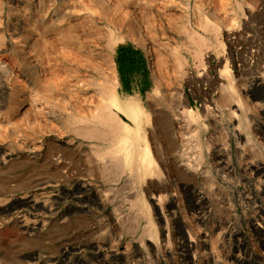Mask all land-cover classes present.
I'll list each match as a JSON object with an SVG mask.
<instances>
[{"label": "rangeland", "instance_id": "1", "mask_svg": "<svg viewBox=\"0 0 264 264\" xmlns=\"http://www.w3.org/2000/svg\"><path fill=\"white\" fill-rule=\"evenodd\" d=\"M20 1H0V264H264V0Z\"/></svg>", "mask_w": 264, "mask_h": 264}, {"label": "bare ground", "instance_id": "2", "mask_svg": "<svg viewBox=\"0 0 264 264\" xmlns=\"http://www.w3.org/2000/svg\"><path fill=\"white\" fill-rule=\"evenodd\" d=\"M0 1H1V0H0ZM11 1H12V0H11ZM13 1H14V0H13ZM17 1H18V0H17ZM19 1H20V0H19ZM36 1H37V0H32L31 2H33V4H35ZM51 1H52V0H51ZM93 1H94V0H92V2H93ZM20 2H21V1H20ZM31 2H30V4H31ZM38 2H39V0H38ZM53 2H54V1H53ZM16 3H17V2H16ZM42 3H44V2H42ZM84 3H85V2H84ZM38 4H39V3H38ZM48 4H50V3H48ZM52 4H53V3H52ZM55 4H56V3H55ZM42 5H43V4H42ZM50 5H51V4H50ZM50 5H49V6H50ZM80 5H81V4H80ZM98 5H99V3H98ZM0 6H1V5H0ZM2 6H3V5H2ZM51 6H52V5H51ZM53 6H54V4H53ZM81 6H82V5H81ZM93 6H94V5H93ZM32 7H33V6H32ZM43 7H45V6H43ZM47 7H48V6H47ZM86 7H87V6H86ZM0 8H1V7H0ZM37 8H38V7H37ZM40 8H42L41 5H40V7H39V9H38L39 11H40ZM52 8H53V7H52ZM80 8H81V7H80ZM34 9H35V8H34ZM34 9H33V10H34ZM42 9H44V8H42ZM46 9H47V10H46L45 12H43V13H45V15H42L41 18H40L41 21H42V23H46L47 21H48V23H50L51 21L53 22L54 20H58V18L60 17L59 11H58V13H57L56 10H55V9H51V7H50V8H46ZM89 9H90V8H89ZM64 10H65V9H64ZM80 10H81V9H80ZM10 11H11V10H10ZM36 11H37V9H36ZM41 11H42V10H41ZM6 12H7V11H6ZM29 12H30V11H29ZM37 12H38V11H37ZM60 12H61V11H60ZM65 12H66V10H65ZM67 12H68V11H67ZM11 13H12V12H11ZM25 13H26V12H25ZM32 13H33V12H32ZM23 14H24V12H23ZM36 14H37V13H36ZM58 14H59V16H58ZM62 14H63V13H62ZM14 15H15V13H14ZM26 15H28V13H27ZM5 16H6V15H5ZM18 16H19V15H18ZM37 16H38V14H37ZM61 16H62V15H61ZM2 17H3V12L1 11V12H0V19H2ZM28 17H30V16L28 15ZM34 17H36V16L34 15ZM66 17H67V16H66ZM84 17H85V16H84ZM20 18H21V17H20ZM23 18H26V17H23ZM23 18H22V19H23ZM38 18H39V16H38ZM60 18H61V17H60ZM79 18H80V17H79ZM36 19H37V18H36ZM82 19H83V18H82ZM28 20H30V19H28ZM62 20H63V19H62ZM31 21H34V20H31ZM39 21H40V20H39ZM58 21H59V20H58ZM60 21H61V19H60ZM1 22H2V21H1ZM3 22H4V21H3ZM22 22H23V21H22ZM24 22H25V19H24ZM28 22H29V21H28ZM62 22H63V21H62ZM62 22H61V23H62ZM30 23H31V22H29V24H30ZM54 23H55V21H54ZM56 23H57V22H56ZM58 23H59V22H58ZM58 23H57V24H58ZM23 24H24V23H23ZM29 24H28V25H29ZM37 24H38V22H37ZM40 24H41V22H40ZM40 24H39V25H40ZM51 24H53V23H51ZM21 25H22V24H21ZM31 25H32V24H31ZM35 25H36V24H35ZM46 25H47V23H46ZM59 25H60V24H59ZM36 26H38V25H36ZM36 26H35V27H36ZM50 26H51V25H50ZM61 27H62V25H61ZM31 28H32V26H31ZM31 28H29V29H31ZM39 28H40V27H39ZM0 29H1V28H0ZM27 29H28V28H27ZM33 29H34V27H33ZM33 29H31V31H32ZM35 29H36V28H35ZM43 29H44V28H43ZM49 29H50V28H49ZM70 29H71V28H70ZM81 29H83V27H82ZM23 30H25V29H23ZM47 30H48V28H47ZM51 30H52V29H51ZM51 30H50V31H51ZM1 31H2V30H1ZM26 31H27V30H26ZM33 31H34V33H35L36 30H33ZM38 31H39V30H38ZM63 31H64V30H63ZM28 32L30 33L29 30H28ZM40 32H41V31H40ZM42 32H43V30H42ZM54 32H56V34H57V32H58V35H59V34L62 35V34L64 33V32H62V29H58V27H57V30H55ZM67 32H68V30H67ZM67 32L64 33V34H67V35H68L69 32H68V33H67ZM0 33H1V32H0ZM52 33H53V31H52ZM1 34H2V33H1ZM64 34H63V35H64ZM2 35H3V34H2ZM28 35H30V37L32 36V34H28ZM33 35H34V34H33ZM47 35H49V32H45V34L43 33V36H46V37H47ZM58 35H56L55 40H56V38H57ZM72 35H73V33H72ZM26 36H27V35H26ZM40 36H41V35H40ZM40 36H39V34H36L35 37L37 38V37H40ZM50 36L52 37L53 35H50ZM54 36H55V35H54ZM28 37H29V36H28ZM33 37H34V36H33ZM48 37H49V36H48ZM51 37H50V38H51ZM65 37H66V36H65ZM12 38H13V37H12ZM36 38H34V39H35L36 41H38V39H40L41 37H40V38H37V39H36ZM52 38H53V37H52ZM68 38H69V37H68ZM72 38H73V37H72ZM47 39H48V38H47ZM76 39H77V38H76ZM4 40H6V39H4ZM26 40H27V39H26ZM43 40H44V39H43ZM45 40H46V38H45ZM45 40H44V41H45ZM58 40H59L58 42H59V44H60V46H61V48H62V50H63L62 53H61V54H63V56H64V54H65L64 52L67 51V50H70V52H71V50L74 51L75 48H77V50H78V48L81 49V47H78V46H80V45H78V46H76V47H73L74 44H76V43H73V46H69V45L66 44L64 41H62V39L60 40V39L58 38ZM6 41H7V40H6ZM21 41H22V40H21ZM41 41H42V39H41ZM44 41H43V42H44ZM51 41H52V40H51ZM73 41H74V39H73ZM2 42H3V45H5L6 43H8V42H10V41L6 42L5 44H4V41H3V40H2ZM12 42H15V40L13 39ZM17 42H20V40L17 41ZM24 42L26 43L25 40H24ZM47 42H48V41H47ZM78 42H79V41H78ZM80 42H81V40H80ZM28 43H29V42H28ZM52 43H53V42H52ZM68 43H69V42H68ZM10 44H11V43H10ZM14 44H15V43H14ZM18 44H19V43H18ZM18 44L16 43L17 46H15V47L20 48V50H21V48H22V49H24V50L27 52V49H28V48H27V46H25V45H27V43H26L24 46H20L22 43H21L20 45H18ZM29 44H31V43H29ZM37 44H38V42H37ZM43 44H45V42H44ZM78 44H79V43H78ZM82 44H83V43H82ZM8 45H9V43H8ZM22 45H23V44H22ZM6 46H7V45H6ZM9 46L11 47V45H9ZM56 46H57V45H56ZM83 46H84V45H83ZM96 46H97V45H96ZM0 47L2 48V45H0ZM28 47H29V45H28ZM53 47H54V46H53ZM53 47H52V48H53ZM3 48H5V46H3ZM3 48H2V49H3ZM13 48H14V46H13ZM43 48H44V47H43ZM45 48H46V47H45ZM54 48H55V47H54ZM57 48H58V47H57ZM83 48H84V47H83ZM0 50H1V49H0ZM36 50H37V49H36ZM47 50H48V49H47ZM47 50H46V51H47ZM55 50L58 51L57 49H55ZM98 50H99V49H98ZM109 50H110V52H112V47H111V46H110ZM2 51H3V50H2ZM16 51H18V50H16ZM25 51H24L23 54H25ZM28 51H29V50H28ZM43 51H44V50H43ZM75 51H76V50H75ZM84 51H85V50H84ZM91 51H92V50H91ZM107 51H108V50H107ZM22 52H23V51H22ZM22 52H21V53H22ZM31 52H32V50H31ZM87 52H88V51L86 50V54H87ZM17 53H18V52H17ZM29 53H30V51L27 52L26 55H24V58H25V59L22 60L21 58H19L20 60H22V64H21V66H20V68L22 69V71H25V68H26L27 65H28V66H31V64H34L33 62L35 61V55L33 56V55L29 54ZM33 53H34V52H33ZM40 53H41V52H40ZM46 53H48V51H47ZM51 53H52V52H51ZM71 53H72L73 56H74V52H71ZM77 53H80L79 57H80L81 61H83V60L88 61V60L90 59V57H91V58H94V57H98V55H99V54H97L96 52H92L93 54H90V55L87 54V56H84L85 52L83 53V52L80 51V52H77ZM88 53H89V52H88ZM98 53H99V52H98ZM35 54H36V53H35ZM37 54H38V53H37ZM48 54H49V53H48ZM86 54H85V55H86ZM18 55H19V53H18ZM46 55H47V54H46ZM77 55H78V54H77ZM109 55H110V54H109ZM21 56H22V54H21ZM36 56H38V55H36ZM44 56H45V55H44ZM48 56H49V55H48ZM48 56H47V57H48ZM51 56H52V54H51ZM66 56H67V55H66ZM71 56H72V55H71ZM75 56H76V53H75ZM102 56H105V55H102ZM102 56H101V57H102ZM39 57H40V56H39ZM59 57H60V55H59ZM107 57H108V55H107ZM40 58H41V57H40ZM51 58H52V57H51ZM55 58H56V57H55ZM57 58H58V57H57ZM62 58H63V57H62ZM67 58H69V57H67ZM88 58H89V59H88ZM15 59L17 60V58H15ZM19 59H18V60H19ZM26 59H27V61H25ZM46 59H48V58H46ZM76 59H78V56L76 57ZM76 59H75V60H76ZM87 59H88V60H87ZM94 59H95V58H94ZM103 59H104V58H103ZM56 60H57V59H56ZM62 60H64L63 62L66 63V57H65L64 59H61V64H64V63L62 62ZM67 60H68V59H67ZM71 60H72V59H71ZM75 60H74V61H75ZM108 60H109V59H108ZM11 61H14V60H11ZM42 61H43V60H42ZM52 61H53V60H52ZM77 61H78V63H81V62L79 61V59H78ZM89 61H90V60H89ZM100 61H101V60H100ZM100 61H99V62H100ZM14 62L17 63L16 61H14ZM14 62H12V63L14 64ZM49 62H50V61H49ZM54 62H55V61H54ZM71 62H72V61H71ZM92 62H93V61H91V64H94V63H92ZM107 62H108V61H107ZM109 62H110V61H109ZM109 62H108V66H109V67H108V70H110V73H111V72H113V71H112V68H111V66H110L111 64H109ZM0 63H2V62H0ZM42 63H43V62H42ZM42 63H41V64H42ZM56 63H57V62H56ZM56 63H55V64H56ZM73 63H74V62H73ZM83 63H84V62H83ZM85 63H90V62H85ZM85 63H84V64H85ZM5 64H6V63H5ZM17 64H20V63L18 62ZM29 64H30V65H29ZM70 64H71V63H70ZM44 65H45V64H44ZM47 65H48V64H47ZM59 65H60V63H59ZM79 65H80V67L82 66L81 64H79ZM85 65H86V64H85ZM85 65H84V66H85ZM10 66H11V65H10ZM10 66L8 67L9 69H11ZM35 66H36V64H35ZM50 66H51V65H50ZM84 66H83V67H84ZM98 66H99V65H98ZM3 67H7V66L4 65ZM13 67H14V66H13ZM45 67H46V65H45ZM62 67H63V66H62ZM87 67H88V66H87ZM89 67H90V66H89ZM15 68H16V67H15ZM91 68H92V66H91ZM48 69H49V68H48ZM62 69H63V68H62ZM4 70H5V69H4ZM4 70H3V72H4ZM12 70H13V69H12ZM17 70H18V68H17ZM19 70H20V69H19ZM26 70H27V69H26ZM64 70H65V69H64ZM69 70H70V68H69ZM69 70H68V71H69ZM73 70H75V69H73ZM90 70H91V69H90ZM105 70H106V69H105ZM8 71H9V70H8ZM38 71H39V70H38ZM103 71H104V70H103ZM103 71H102V72H103ZM26 72H27V71H26ZM51 72H52V71H51ZM84 72H85V71H84ZM98 72H99V71H98ZM107 72H109V71H107ZM45 73H46V72H45ZM45 73H44V74H45ZM47 73H48V72H47ZM54 73H55V71H54ZM64 73L66 74V72H64ZM81 73H82V72H81ZM99 73H100V72H99ZM110 73H109V75L106 73L107 77H105V80L107 81V85L105 84V85H106V86H105V90H106V92H107V95H106L105 98H104V97H103V98H104V101L107 103V104H104V105H107V106H108V107L106 106L107 108H112V109H114V108H115V105H116L115 102H114V101H115V92H114V89H113L114 86H112V80H111V77H112V76H110ZM25 74H26V73H25ZM102 74H103V73H102ZM112 74H113V73H112ZM57 75H58V74H57ZM25 76H26V75H25ZM28 76H29V75H28ZM44 76H45V75H44ZM46 76H47V74H46ZM46 76H45V77H46ZM53 76H54V75H53ZM55 76H56V75H55ZM55 76H54V77H55ZM63 77H64V76H63ZM65 77H66V76H65ZM21 78H22V77H21ZM40 78H41V77H40ZM51 78H52V77L49 78V77L47 76V77H46L47 82H48L49 79H51ZM98 78H99V77H98ZM34 79H36V78H34ZM55 79H56V78H55ZM60 79L62 80V78H60ZM2 80H3V79H2ZM36 80H37V79H36ZM44 80H45V79H44ZM82 80H83V79H82ZM82 80H81V81H82ZM41 81H42V78H41ZM79 81H80V80H79ZM42 82H43V81H42ZM52 82H53V81H52ZM82 82H83V81H82ZM82 82H81V85L83 84ZM2 83H3V81H2ZM36 83H37V81H36ZM43 83H44V82H43ZM54 83H55V82H54ZM58 83H59V81H58ZM62 83H63V82H62ZM79 83H80V82H79ZM85 83H86V80H85V82H84L83 85H85ZM257 83H259V82H257ZM18 84H19V83H18ZM24 85H26V84L24 83ZM48 85H49V84H48ZM50 85H51V84H50ZM50 85H49V86H50ZM52 85H53V84H52ZM77 85H78V83H77ZM83 85H82V86H83ZM87 85H88V83H87ZM87 85H85V86L87 87ZM43 86H44V85H43ZM55 86H58V85H55ZM85 86H84V87H85ZM98 86H99V85H98ZM1 87H2V85L0 84V93H1V89H2ZM26 87H27V91L24 90V92L26 91L25 93L28 92V93H30V95H31L32 93H34V95L37 97V93H36L37 91H36V89L34 90L35 85H33V84H32V85H31V84H27ZM59 87H60V86H59ZM78 87H79V86H78ZM89 87H92V85L89 86ZM7 88H8V87H7ZM13 88H14V87H13ZM18 88H19V87H18ZM37 88H38V87H37ZM54 88H55V87H54ZM24 89H26V88H24ZM40 89H41V88H40ZM40 89H38V91H39ZM60 89H61V88H60ZM84 89H85V88H84ZM87 89H88V87H87ZM92 89H93V88H92ZM99 89H100V88H99ZM101 89H102V88H101ZM46 90H47V93H48V92H49V91H48V88H47ZM49 90H50V89H49ZM58 90H59V88H58ZM79 90H80V89H79ZM88 90H89V89H88ZM35 91H36V92H35ZM43 91H44V90H43ZM52 91H53V90H52ZM81 91H82V90H81ZM98 91H100V90H98ZM24 92H23V94H24ZM41 92H42V91H41ZM50 92H51V91H50ZM62 92H63V91H62ZM92 92L94 93L95 91L93 90ZM96 92H97V91H96ZM96 92H95V94H97ZM2 93H3V92H2ZM21 93H22V92H21ZM87 93H88V92H87ZM51 94H52V93H51ZM14 95H15V94H14ZM28 95H29V94H28ZM32 95H33V94H32ZM18 96H20V95H18ZM24 96H26V95H24ZM45 96H46V94H45ZM49 96H50V94H49ZM49 96H48V97H49ZM54 96H56V95H54ZM96 96H98V95H94L95 98H96ZM8 97H9V96H8ZM32 97H33V96H31V98H32ZM38 97H39V96H38ZM40 97L42 98L43 96H40ZM92 97H93V96H92ZM99 97H100V96H99ZM5 98H6V97H5ZM13 98H14V97H13ZM27 98H28V97H27ZM34 98H35V97H34ZM34 98H33V99H34ZM41 98H40V99H41ZM60 98H61V97H60ZM24 99H26V98H24ZM29 99H30V98H29ZM33 99H31V100H33ZM37 99H39V98H37ZM40 99H39V100H40ZM48 99H49V98H48ZM96 99H97V98H96ZM18 100H19V99H18ZM31 100H30V101H31ZM35 100H36V98H35L33 101L35 102ZM55 100H56V99H55ZM60 100H61V99H59V101H60ZM62 100H63V99H62ZM97 100H98V99H97ZM97 100H96V101H97ZM101 100H102V99H101ZM101 100H100V101H101ZM14 101H15V100H14ZM19 101H21V99H20ZM19 101H18V102H19ZM40 101H41V100H40ZM93 101H94V100H92V101H90V102H93ZM102 101H103V100H102ZM0 102H1V101H0ZM9 102H10V101H9ZM36 102H37V100H36ZM64 102H65V101H64ZM97 102H98V101H97ZM25 103H26V102H25ZM28 103H29V102H28ZM85 103H86V101H85ZM93 103H94V102H93ZM95 103H96V102H95ZM98 103H99V102H98ZM101 103L103 104V102H101ZM0 104H1V103H0ZM36 104H37V103H36ZM36 104H35V105H36ZM39 104H40V103H39ZM45 104H46V103H45ZM53 104H54V103H53ZM62 104H63V103H62ZM30 105H32V104H30ZM60 105H61V104H60ZM83 105H84V104H83ZM90 105H91V104H90ZM90 105H88L89 108L91 107ZM92 105H93V104H92ZM96 105H97V104H96ZM11 106H12V105H11ZM56 106H57V104H56ZM58 106H59V105H58ZM116 106H117V105H116ZM0 107H1V105H0ZM32 107H33V106H32ZM41 107H42V106H41ZM61 107H62V105H61ZM95 107H96V106H94V109H95ZM119 107H120V109H123V110H125L126 112L130 113V115H131V119L134 120V115L136 114V108H134L133 104H131V103L120 104ZM38 108H39V107H38ZM86 108H88V107H86ZM96 108H97V107H96ZM49 109H50V108H49ZM90 109H91V108H90ZM105 109H106V108H105ZM52 110H53V109H52ZM88 111H89V110H88ZM95 111H97V110H95ZM105 111H106V110H105ZM91 112H92V111H91ZM50 114H51V113H50ZM45 115H46V114H45ZM50 116H51V115H50ZM52 116H53V114H52ZM96 116H97V115H96ZM110 117H111V116H110ZM96 118H97V117H94L95 120H97ZM85 119H86V118H85ZM110 119L112 120V118H110ZM45 120H50V119H45ZM105 120H106V119H105ZM82 121H83V120H82ZM99 122H100V121H99ZM47 123H48V122H47ZM105 124H106V123H105ZM49 125H51V124H49ZM53 125H54V123H53ZM55 125H56V124H55ZM94 125H95V124H94ZM56 126H57V125H56ZM56 126H55V127H56ZM89 126H90V125H89ZM47 127H48V126H47ZM51 127H54V126H51ZM59 127H60V126H59ZM66 127H67V126H66ZM44 128H45V127H44ZM95 128H96V127H95ZM52 129H53V128H52ZM57 129H59V128H57ZM48 130H49V129H48ZM48 130L46 129V131H48ZM50 130H51V129H50ZM54 130H55V129H54ZM91 130H92V129H91ZM91 130H90V131H91ZM108 130H109V129H108ZM56 131H57V130H56ZM112 131H113V129H112ZM50 132H51V131H50ZM50 132H49V133H50ZM61 132H62V131H61ZM65 132H66V131H65ZM83 132H84V131H83ZM93 132H94V131H93ZM113 132H114V131H113ZM127 132H128V131H127ZM52 133H53V132H52ZM109 133H110V132H109ZM109 133H108V134H109ZM61 134H62V133H61ZM82 134H83V133H82ZM90 134H91V132H90ZM96 134H97V133H95V135H96ZM98 134H100V132H99ZM111 134H112V133H111ZM113 134H114V133H113ZM83 135H84V134H83ZM92 136H93V135H92ZM99 136H100V135H99ZM115 136H116V135H115ZM84 137H85V136H84ZM126 137H128V136H126ZM90 138H92V137L90 136ZM96 138H97V137H96ZM124 139L126 140V138H124ZM128 139H129V138H127V140H128ZM127 140H126V141H127ZM120 141H121V140H120ZM130 141H133V140H130ZM123 142H124V141H123ZM123 142H122V143H123ZM128 142H129V141H128ZM133 142H134V141H133ZM131 143H132V142H131ZM119 145H120V142H119ZM127 145H128V143H127ZM130 145H133V144H130ZM130 145L126 146V147L122 150V151L126 154V155H125V159H126V160H129L130 158H132L130 154L132 153L133 150H132V148H131ZM112 146H113V145H112ZM123 147H124V146H123ZM112 148H113V147H112ZM114 148H115V147H114ZM120 149H121V148H120ZM112 150H113V149H112ZM112 150H111V151H112ZM116 152H117V151H116ZM137 153H138V151H137ZM119 155H120V154H119ZM114 157H115V156H114ZM122 157H123V154H122ZM122 157H121V160L123 159ZM112 159H114V158H112ZM116 161H117V159H116ZM122 161H123V160H122ZM126 162H127V161H126ZM136 163H137V162H136ZM142 163H143V171H147L148 168H149V166H150V151H149L148 147H147V148L145 149V151H144L143 158H142ZM138 164H139V163H138ZM123 165H124V164H123ZM138 166H139V165H138ZM151 166H153V165H151ZM151 166H150V167H151ZM140 170H141V169H140ZM152 170H153V169H152ZM136 171H137V168H136ZM138 171H139V168H138ZM139 172H140V171H139ZM138 174H139V173H138ZM152 230H154V229H152ZM190 246H191V245H190Z\"/></svg>", "mask_w": 264, "mask_h": 264}]
</instances>
